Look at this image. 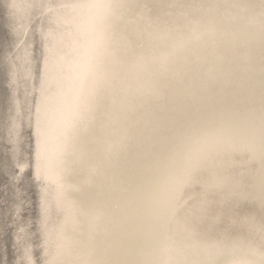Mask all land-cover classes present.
<instances>
[{
  "label": "snow or ice",
  "instance_id": "obj_1",
  "mask_svg": "<svg viewBox=\"0 0 264 264\" xmlns=\"http://www.w3.org/2000/svg\"><path fill=\"white\" fill-rule=\"evenodd\" d=\"M8 12L10 80L34 81L43 264H264V0Z\"/></svg>",
  "mask_w": 264,
  "mask_h": 264
},
{
  "label": "bare ground",
  "instance_id": "obj_2",
  "mask_svg": "<svg viewBox=\"0 0 264 264\" xmlns=\"http://www.w3.org/2000/svg\"><path fill=\"white\" fill-rule=\"evenodd\" d=\"M11 2L0 0V264H43L41 186L35 180L33 169L34 81L21 77L13 84L10 80L9 66L16 59L8 12ZM33 23L35 27L29 32L27 42L32 52V76L38 84L41 46L35 17ZM242 163L237 161L238 166ZM196 256L207 264H221L214 252H200Z\"/></svg>",
  "mask_w": 264,
  "mask_h": 264
}]
</instances>
